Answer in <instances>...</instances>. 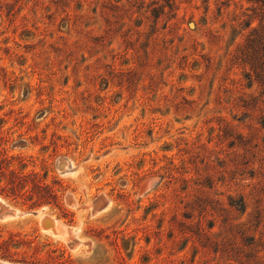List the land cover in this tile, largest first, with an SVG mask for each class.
<instances>
[{
  "label": "rangeland",
  "instance_id": "rangeland-1",
  "mask_svg": "<svg viewBox=\"0 0 264 264\" xmlns=\"http://www.w3.org/2000/svg\"><path fill=\"white\" fill-rule=\"evenodd\" d=\"M76 1L0 0V164L62 205L0 196V260L264 264V0Z\"/></svg>",
  "mask_w": 264,
  "mask_h": 264
},
{
  "label": "trees",
  "instance_id": "trees-1",
  "mask_svg": "<svg viewBox=\"0 0 264 264\" xmlns=\"http://www.w3.org/2000/svg\"><path fill=\"white\" fill-rule=\"evenodd\" d=\"M121 0H117L116 2L119 3ZM85 1H76L75 4L77 5L76 7V11L80 12L82 9V4ZM87 2V0H86ZM166 7L169 9V12L167 14H171V16L169 15V17L171 18H175V12L176 9L174 8V4L171 3V0H166ZM165 8V7H164ZM47 9H49L47 7ZM163 15L164 13L158 12V13H154L153 16L156 18V21L159 20V16ZM83 17V16H80ZM72 16L70 15V13H66L65 18L63 20V22L65 23H70L72 21ZM78 19H80L78 17ZM77 19V20H78ZM141 24H143V21L141 22ZM155 34V31H154ZM253 36V35H252ZM233 143L230 145V148H233ZM23 166H21L22 169ZM230 168L228 166H225L223 169V173L224 174H228V172H230ZM253 177V176H252ZM186 183V189L187 188H193L186 180H184ZM0 196L11 199L12 201H16V200H23L25 203H30L31 207H42V206H54V207H62L61 205V201L60 198L58 197V195L52 191L46 184H44L41 180H39L37 178V174L36 173H30V174H24L22 171L17 170V169H13L12 168V163L5 159L1 162L0 164ZM162 199L160 201H157L156 204H163L165 203L166 199V195H163L161 197ZM213 204H215L216 207H221L223 208V204H220L219 201H213ZM245 199L243 197V199L240 201L241 204H237L236 206H241V209H233L234 205L230 204V210L227 209H223V211H225L228 215L227 217L224 218L225 220V224H226V228L225 231L233 237L234 240L237 239V235L241 234V231L238 230L236 231L238 228L241 227H245L246 224H241L238 223L236 218L233 217V213L236 211H242L244 209L245 206ZM211 203V201H210ZM216 207H213L210 209L209 206L205 205L203 207L202 213L200 215V219L198 222V230L201 234L206 235L208 233V230H213L214 228V224L213 225H209L208 228L205 227V223L209 221V218L215 216V214L217 213L216 211ZM220 210V209H219ZM222 211V209H221ZM234 211V212H233ZM191 219V217H189ZM193 218V216H192ZM262 218V214L258 213L257 217H256V221L261 220ZM260 226V222L257 223V228H259ZM236 231V232H235ZM258 232V231H256ZM224 233V232H223ZM236 233V234H235ZM259 238L257 239L256 236H252V237H242V239H245V241H249V245L248 246H253V245H257L259 246L260 243L262 241V239H264V236L262 235V233H259ZM227 237H229L227 235ZM234 240L233 243L235 242ZM230 241V238H229ZM232 243V244H233ZM231 244V243H230ZM231 244V245H232ZM236 244V243H235ZM235 244H233L234 246H236ZM246 246V245H245ZM53 259H57V257H54Z\"/></svg>",
  "mask_w": 264,
  "mask_h": 264
},
{
  "label": "water",
  "instance_id": "water-1",
  "mask_svg": "<svg viewBox=\"0 0 264 264\" xmlns=\"http://www.w3.org/2000/svg\"><path fill=\"white\" fill-rule=\"evenodd\" d=\"M42 226L46 231H51L54 235H57L56 233L59 231L56 221L49 217H44L42 219Z\"/></svg>",
  "mask_w": 264,
  "mask_h": 264
},
{
  "label": "bare ground",
  "instance_id": "bare-ground-1",
  "mask_svg": "<svg viewBox=\"0 0 264 264\" xmlns=\"http://www.w3.org/2000/svg\"><path fill=\"white\" fill-rule=\"evenodd\" d=\"M56 224H57V222H56ZM47 232L50 233V234H52V235H54L51 231H47ZM56 234H57V235H54L55 237L61 236L59 231H57ZM64 237H65V236H64ZM63 239H64V238H63ZM64 240H65V239H64ZM0 264H8V263L2 262V261L0 260Z\"/></svg>",
  "mask_w": 264,
  "mask_h": 264
}]
</instances>
